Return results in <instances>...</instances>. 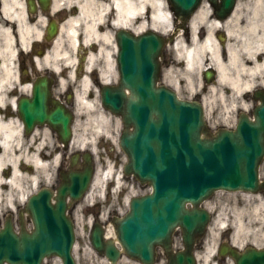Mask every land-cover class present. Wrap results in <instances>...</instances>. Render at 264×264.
Wrapping results in <instances>:
<instances>
[{
	"label": "water",
	"instance_id": "1",
	"mask_svg": "<svg viewBox=\"0 0 264 264\" xmlns=\"http://www.w3.org/2000/svg\"><path fill=\"white\" fill-rule=\"evenodd\" d=\"M168 1L182 17L198 2ZM115 37L119 80L116 85L101 87V100L123 123L119 144L128 158L124 172L153 187L151 193L132 197L129 211L113 220L117 239L124 252L148 258L155 244L166 246L171 231L179 225L189 253L192 235L201 232L209 216L207 210L197 207L202 199L216 188L257 191L264 185L257 178L264 153V106L257 109L255 120L242 115L235 130L219 129L212 134L198 101L179 98L170 88L156 84L164 37L151 30L134 34L123 28ZM45 85L44 79L36 84L31 99L22 101L21 114L27 124L46 122L66 138L70 114L60 105L47 109ZM78 159L79 153L71 156L70 170L57 189L58 208L50 206L48 188L29 199L26 208L33 215V232L16 237L8 225L0 229V264L4 260L41 264L42 257L51 254L59 255L64 264H74L70 254L73 231L70 222L63 219V205L68 194L80 197L93 172L89 152L82 153L80 167ZM186 202L193 207L187 208ZM91 242L112 262L120 253L113 239L104 240L100 230H93ZM221 249L237 253L234 248ZM248 250L264 253V249Z\"/></svg>",
	"mask_w": 264,
	"mask_h": 264
},
{
	"label": "flooded vegetation",
	"instance_id": "2",
	"mask_svg": "<svg viewBox=\"0 0 264 264\" xmlns=\"http://www.w3.org/2000/svg\"><path fill=\"white\" fill-rule=\"evenodd\" d=\"M81 4V0H0V49L10 48L14 51L11 64L15 66V77L6 80L0 92L1 117L17 119L22 123L18 111L20 99L31 94L33 84L42 76L46 77L51 97L58 98L73 112L72 122H75L74 87L71 82L62 83L63 79L65 81L66 71L56 73L47 67H40L37 60L43 59L56 40L65 43L66 21L80 15ZM175 18L172 30L183 27L180 34L186 42L194 36L205 49L216 47L224 66L222 74L215 65L216 59L210 60V56L206 55L204 68L199 73V84L192 95L202 100L208 121L215 119L214 115L218 114H231L232 119L240 113L251 115L257 105L264 102V0H201L198 8L186 21ZM84 30L85 26L82 24L77 27L80 34ZM78 41L76 54L81 62L87 56L89 45L82 41L81 35ZM230 53L234 55L233 61ZM177 62L173 51L165 47L161 55L159 81L171 86L181 95H186V82L172 76L167 70L179 68ZM2 63L3 57L0 55V74L4 73ZM25 86L29 89H24ZM53 106L50 103V107ZM22 132L28 136L31 134L25 132L23 127ZM57 143L59 144L58 140ZM61 150L66 154V148L61 147ZM58 182L56 175L52 188ZM101 212V208L82 210L74 202L68 205L67 215L73 221L75 239L82 242L84 235L89 239L92 226ZM89 214L93 216L88 221ZM6 219L10 220L16 234L21 228H32L31 218L23 210V204L15 206L11 212L0 211V226ZM105 224L106 222L101 225L105 227ZM173 240L175 241V236ZM174 245L173 250L176 251V241ZM178 254L182 256L180 262L176 260ZM73 256L76 264H110L101 253L78 251L73 252ZM187 256H191L192 260H188ZM238 263L231 253H166L157 247L150 259H137L129 253H121L116 264ZM44 264L50 262L46 261ZM245 264H264V257L246 260Z\"/></svg>",
	"mask_w": 264,
	"mask_h": 264
},
{
	"label": "bare ground",
	"instance_id": "3",
	"mask_svg": "<svg viewBox=\"0 0 264 264\" xmlns=\"http://www.w3.org/2000/svg\"><path fill=\"white\" fill-rule=\"evenodd\" d=\"M81 2L80 15L78 17H70L66 21V31L71 39V48H76V43L78 41L77 27L80 24L85 26L86 35H93V40L97 43V46L95 51L88 52V60L84 68V74L79 80V89L78 91L76 90L75 98L88 109L92 111L95 110L96 115L94 122L98 127V131L103 130L105 134H109L111 116L105 112L100 102H91L86 98V93L89 92L91 88L90 73L93 71V66L97 64L96 59H98L99 56H104L103 66L99 68L102 83H110L114 80L113 77H116L115 63L112 57V53L115 52L113 38L109 30L99 32V28L102 25L106 26L105 23H107L108 26L125 27L134 32L142 31L150 27V25L153 27L161 26L163 29L168 30L170 28V15L166 9L164 0H81ZM147 14H149L151 24L146 18ZM107 42L112 44L113 51L112 49L106 48L104 43ZM173 48L178 55H176V57L183 60L184 70L191 72L194 69L202 70L205 65V57L209 55L210 57H208V59H216L215 65L219 72L224 74V66L216 52V47L205 49L204 45L196 41L194 36L189 42L177 36L173 43ZM13 54L14 51L10 48L6 50L0 49V55L3 57L2 70L4 71V73L0 74V92L3 83L15 77V66L11 64ZM230 55L233 61V53H230ZM68 57H70V55H68ZM68 57L64 51L55 49L53 52L48 53L44 59L49 64H52L56 70H59V62H65ZM51 60L53 62H51ZM40 62H42V60H37V63ZM66 64L72 68L74 61H68ZM70 73V75H73L72 71H70ZM188 75V78H193L190 73ZM24 89L28 90L29 88L25 86ZM36 138L37 135L35 132L31 133L29 136L22 132L19 120L12 118L4 119L0 115V205H6L7 202V204L12 207L13 201L15 200L14 196H18L19 201H24L27 196L25 193L27 183L36 187L37 180L40 177L49 178L51 173L50 166L52 163L51 161H44L42 159L44 155L42 151L44 141L38 140L37 143L34 144ZM76 140L77 138L73 136L72 143ZM87 142L88 140L85 138H80L77 143L79 147L84 148ZM57 161L58 156H55L52 162L57 163ZM7 169H9V171L5 174ZM119 181L120 176L118 175V185H120ZM5 185L6 187L8 186L7 190H3ZM4 193L5 200L2 199ZM261 205L264 207L263 204ZM253 208V212L256 213V206ZM227 218L228 214H224L220 219L219 224L221 228L227 226ZM234 218L237 223L233 231V237L231 238L236 245H242L243 241L241 240V236L248 228L247 221L245 222L240 212H235ZM106 233L107 235H113L111 227L107 229ZM253 236L252 242L257 244L259 237L256 235ZM260 237L264 240V231L260 233ZM206 250V253H213L215 251V245L206 247Z\"/></svg>",
	"mask_w": 264,
	"mask_h": 264
},
{
	"label": "rangeland",
	"instance_id": "4",
	"mask_svg": "<svg viewBox=\"0 0 264 264\" xmlns=\"http://www.w3.org/2000/svg\"><path fill=\"white\" fill-rule=\"evenodd\" d=\"M67 42L65 45H60L61 48L69 51L70 48V38L67 34ZM107 49H112L110 43L105 44ZM63 49V50H64ZM112 57L115 62V54L112 53ZM104 56H99L96 59V62H99L100 66H103ZM63 67V64H61ZM116 67V66H115ZM171 69V68H170ZM170 74L172 76L176 75L178 77L177 70H170ZM189 74L188 70H186L185 75L187 77ZM115 76L113 77V82L117 81L118 72L116 68ZM91 88L90 91L86 93V98L91 102H100V95H99V84L95 83L94 80L96 78V73L93 72L91 75ZM188 78V77H187ZM79 88V86H78ZM77 89V86H76ZM190 89V87H189ZM101 104V102H100ZM103 107V106H102ZM104 108V107H103ZM105 109V108H104ZM105 112L111 116V124L109 128V134H105L103 130L98 131V127L95 125L94 118H95V110L92 111L84 106L82 103H79L77 100L76 103V121L74 123V133L75 138H77L76 142L79 141L80 138H85L88 140L86 143V148H93V156H94V163H95V177L91 186L86 194V196L80 201L81 204L86 205L92 201H99L104 203L105 210L103 212V216L107 214V208L112 209L115 207V214H122L127 210L126 199L128 200L129 197L132 195H137L140 193H144L148 190L147 184H140L133 175H124L122 173V166L126 160L125 154L119 148L117 144L118 135L121 130V120L119 116L112 114L109 110L105 109ZM218 119L219 115H215ZM213 123L215 121L213 120ZM42 128H39L38 135H41L45 145L50 148V151L54 150V154H59V162L61 161V150L57 151L56 141L52 135H46L45 129L41 131ZM36 134V135H37ZM56 146V147H55ZM55 147V148H54ZM74 150V148L72 147ZM50 156V155H49ZM52 157V156H50ZM51 159V158H50ZM48 159L49 161H51ZM44 161H47L44 160ZM66 165V163H65ZM54 163L50 166V177L48 178L47 184H51L53 178L55 176V167ZM107 173H113L115 176H120L119 183L121 184V191L118 192L117 190L111 191V193H107L104 190L105 181L103 179V175L105 176ZM260 176H264V162L260 166ZM34 185H30L27 183L26 192L28 193L29 190L34 189ZM6 190V189H5ZM5 192V191H4ZM3 199L5 200V193L3 194ZM213 198L216 200L213 202V206L215 207L214 211H212L213 217L211 222L209 223L208 232L205 235V242L206 245H202L201 253H206V247H211L213 245H217L218 241L220 240L221 235L223 236L226 231H223L220 227V219L223 217L224 214H228L230 217L231 222V233L233 232L236 220L234 218L235 212H240L242 218L247 221V230L241 236V240L245 243H249L248 241L253 240V235L259 237L258 243L263 244L264 240L260 237V233L264 231V207L261 205V200H263L262 193H250V192H242V191H235V192H228V191H217L215 192ZM220 199V200H218ZM220 201V202H218ZM256 206L257 212L254 213L253 207ZM249 223V224H248ZM250 225V226H249ZM228 231V230H227ZM179 237V234H177ZM177 237V239H179ZM81 244V243H80ZM84 250H89L86 243L82 245ZM80 250H77V252ZM52 264H55L52 262Z\"/></svg>",
	"mask_w": 264,
	"mask_h": 264
}]
</instances>
